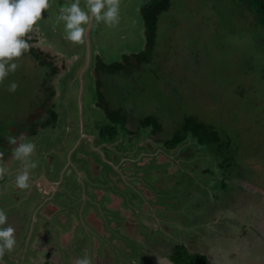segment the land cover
Segmentation results:
<instances>
[{"label":"rangeland","instance_id":"rangeland-1","mask_svg":"<svg viewBox=\"0 0 264 264\" xmlns=\"http://www.w3.org/2000/svg\"><path fill=\"white\" fill-rule=\"evenodd\" d=\"M143 1L119 0V22L93 20L78 43L66 38L59 19L72 0H49L33 25L35 51L51 55L46 60L57 67L64 61L65 69L55 81L57 123L37 134L39 144L31 141L35 149L29 159L36 167L29 169L30 187L13 190L6 183L0 192V204L17 209L10 208L7 220L16 244L0 255V264H76L85 255L92 264H173L167 256L177 243L207 254L210 264H264V222L251 214L264 210V29H251V22L224 25L204 0H172L159 15L151 69L169 85L164 88L169 105H159L171 109L172 117L195 109L207 121L222 122L233 138L246 140L238 150L248 168L243 186L235 185V176L226 190L217 184L218 161L211 165L210 157L199 156L195 174L181 170L162 189L158 173L163 168L167 175L164 167L171 161L158 158L160 146L145 150L136 134L122 139L100 132L107 123L96 104L93 75L96 55L112 62L143 49ZM79 2L87 10V0ZM30 56L28 49L13 58L16 70L0 82V114L17 121L23 113L19 123L38 113L39 88L46 92L55 79L51 82L48 70ZM43 76L48 81L42 83ZM154 78L148 76L149 86L158 84ZM11 81L18 84L15 92L8 91ZM135 84L142 105L148 91L141 81ZM9 163L0 166L12 180L15 168ZM148 191L165 197L154 201Z\"/></svg>","mask_w":264,"mask_h":264},{"label":"trees","instance_id":"trees-1","mask_svg":"<svg viewBox=\"0 0 264 264\" xmlns=\"http://www.w3.org/2000/svg\"><path fill=\"white\" fill-rule=\"evenodd\" d=\"M171 2L172 0L143 1L140 7V14L143 24L144 45L140 52L123 53L121 60L112 62H105L99 55H96L93 64V75L97 89L96 104L101 109L107 123L101 128L100 132L104 136L111 138L120 137L122 139L126 138L129 133L136 134L140 138V142L147 146L145 150H154L156 146H160L156 148L158 158L161 160L165 159L168 162L171 161L169 165L164 167L170 175H164L161 172L163 168L158 173V180L161 179L163 183L161 186L162 189L169 181L175 180L181 170H186V175H189L190 171L195 174L194 168L199 160V156H208L215 160L217 159L218 164L223 169V175L226 178L233 175V169H235L236 176L245 179L248 168L241 161L239 157L241 151L238 150L245 143V139L239 135L235 136L236 139L233 138L234 135L232 134V136L226 130L222 122L215 123L217 120L207 121L203 115H196L195 109H193L192 113L188 111L182 113V111L176 118L168 113V108L164 110L159 105L160 101L166 107L169 105V96L165 93L169 88L164 90L168 82L166 77H159L157 75L158 71L151 69V65H155L153 50H155L157 42H159L156 38L157 21L159 15L171 7ZM204 4L210 8V11H217L224 25L235 26L240 24V22H251L249 24L251 29H264V0H229L215 3V6L210 5L209 0H204ZM163 18L167 19L166 16ZM182 21H185V18L181 19V23ZM240 27L242 28V26ZM35 34L32 29L26 34L29 44L28 49L32 55L30 58L35 60L40 66L47 67L49 76L61 74L60 72L65 69V62L62 60L61 65L57 67L55 63L46 60L51 55L49 56L46 52L37 53L35 51L37 47L31 44L36 42L37 37L34 38L36 36ZM151 75L155 76L158 82V84H154V87L149 86L147 83L148 76ZM45 78L43 76L42 83L48 81ZM136 81H141V88L148 91L147 98L140 99L142 105L137 103L138 99L135 98L133 93ZM153 83H155V80H153ZM159 83L161 85L163 84L161 92L159 91L160 96L158 93ZM104 84H106V87ZM42 86L40 85V87ZM44 88L46 92L39 88V91H41L39 92V100L41 102L36 107L38 113L32 114V117L27 116V138H21L17 134L22 124L19 123V120L23 119V113L18 114V122L15 121V118L10 117V120H8L7 115L3 116V114H0V163L2 164L9 159V168L12 166L15 168V170L12 169L15 171L12 174V180L9 179L8 173L0 177L1 193L6 183L13 190L18 188L14 183V176H16L19 170H22L23 164L14 157L13 151L15 147L26 140L30 142L35 141L37 144V134L54 128L57 123L58 110L55 103V85L49 83ZM151 91L157 93V97L154 95L156 98L150 93ZM136 97L138 98L139 96ZM153 102L156 104L155 108H153ZM127 105L130 108H136V112L138 111V113H131V109L128 110L125 108ZM29 113L31 112L28 111L27 115ZM5 122L7 124L6 126L3 125ZM129 123L134 124L133 128L128 127ZM9 128L12 130L16 128L15 133H11ZM119 135H122V137ZM133 139L135 138L133 137ZM137 140L136 142L138 143ZM252 149L256 150V148ZM151 156L148 158H151ZM139 164L143 163L139 162ZM32 176L33 174H30L31 178ZM225 187V183L223 182L222 188ZM148 193V196L154 201L161 199L162 196L165 197V193L157 194L159 195L158 199L155 194L153 195L149 191ZM0 208L6 211L7 216L10 208L13 209L12 212H16L17 210L8 203L0 204ZM167 258L173 264H210L206 254L190 252L186 245L181 243L176 244V247L168 254Z\"/></svg>","mask_w":264,"mask_h":264},{"label":"clouds","instance_id":"clouds-1","mask_svg":"<svg viewBox=\"0 0 264 264\" xmlns=\"http://www.w3.org/2000/svg\"><path fill=\"white\" fill-rule=\"evenodd\" d=\"M49 7V0H0V82L16 70L17 64L13 58L20 57L29 48L25 35L41 17L42 12ZM87 10L80 6L79 0L72 2L61 10L59 19L64 21L66 38L72 42H82L86 38L88 28L85 25L95 20L106 25H116L119 22V0H87ZM18 84L11 81L8 91L15 92ZM35 145L32 142L19 143L14 151V157L23 164L15 177V185L20 189L30 187V168L36 167V162L29 158ZM6 169L0 166V177L6 174ZM8 216L0 208V255L11 251L16 244L15 229L7 223ZM76 264H92L85 255L77 259Z\"/></svg>","mask_w":264,"mask_h":264},{"label":"flooded vegetation","instance_id":"flooded-vegetation-1","mask_svg":"<svg viewBox=\"0 0 264 264\" xmlns=\"http://www.w3.org/2000/svg\"><path fill=\"white\" fill-rule=\"evenodd\" d=\"M24 39H26L27 40V36H25L24 37ZM45 68V67H44ZM46 69H47V67H46ZM48 69H49V67H48ZM63 72V71H62ZM62 72H60L61 74H62ZM61 74H56L55 76H49V77H52V79H51V82L53 81V79H54V77H55V79H54V81H53V83H54V85H55V81L58 79V77L61 75ZM9 130H10V132L11 133H15V130H16V128L14 129V130H12L11 128H9ZM20 131H22V132H24V134L23 133H21V134H23V137L24 138H27V119H26V121L24 122V123H22L21 124V127H20V129H18V136H19V134H20ZM26 131V132H25ZM20 134V135H21ZM210 160H211V165H213V163L214 162H217L218 160L216 159H214V158H210ZM213 160H215L214 162H212ZM215 167H216V169H217V172H218V174H219V176H218V178H217V184L219 183L220 184V186H221V188H222V184H223V182L225 183V186H227V187H231L232 188V184H235L234 183V180H235V176L237 175L236 174V172H235V169H233V172H234V174L233 175H231V176H229V178H226L224 175H223V169H222V167H220V165L218 164V165H215ZM209 169H212L211 167H209ZM221 174V175H220ZM237 177V176H236ZM225 178V179H224ZM236 181H238L237 183L238 184H235L238 188H241L242 186H243V184L245 183V179H242V178H240V177H237L236 178ZM241 183V185H240V183ZM225 189L226 190H228L226 187H225ZM252 218H255V217H257V220L259 221V222H264V210L262 211H258V212H256V211H253L252 213ZM207 255V254H206ZM208 257V256H207Z\"/></svg>","mask_w":264,"mask_h":264},{"label":"bare ground","instance_id":"bare-ground-1","mask_svg":"<svg viewBox=\"0 0 264 264\" xmlns=\"http://www.w3.org/2000/svg\"><path fill=\"white\" fill-rule=\"evenodd\" d=\"M40 50V49H39ZM41 51V50H40ZM32 65V64H31ZM81 95V94H80Z\"/></svg>","mask_w":264,"mask_h":264}]
</instances>
